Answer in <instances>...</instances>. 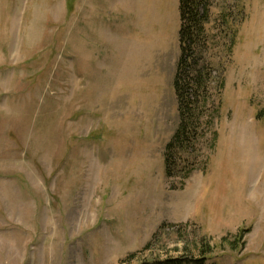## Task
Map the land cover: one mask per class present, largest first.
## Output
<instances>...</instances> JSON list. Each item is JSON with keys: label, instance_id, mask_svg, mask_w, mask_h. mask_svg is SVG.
<instances>
[{"label": "rangeland", "instance_id": "obj_1", "mask_svg": "<svg viewBox=\"0 0 264 264\" xmlns=\"http://www.w3.org/2000/svg\"><path fill=\"white\" fill-rule=\"evenodd\" d=\"M240 1L221 115L179 189V0H0V264H124L155 233L162 257L207 235L210 264H264V0Z\"/></svg>", "mask_w": 264, "mask_h": 264}, {"label": "trees", "instance_id": "obj_2", "mask_svg": "<svg viewBox=\"0 0 264 264\" xmlns=\"http://www.w3.org/2000/svg\"><path fill=\"white\" fill-rule=\"evenodd\" d=\"M179 0L180 4V57L174 79L178 100L179 122L164 148L165 175L179 178L183 189L193 172L198 170L200 142H205L221 115L226 69L231 62L240 25L245 20V6L240 0ZM218 59V60H217ZM218 71V75L213 73ZM216 81V84L213 82ZM218 133L213 132L209 144L214 150ZM210 142V141H209ZM203 169L205 167H202ZM168 224L163 223L160 231ZM249 229H239L235 235L223 236L220 245L228 242L232 249L244 243ZM233 236L231 240L230 237ZM158 233L140 251L130 253L124 264H210L215 246L204 235L196 242L199 255H161L153 252ZM147 253L140 259L139 257Z\"/></svg>", "mask_w": 264, "mask_h": 264}]
</instances>
